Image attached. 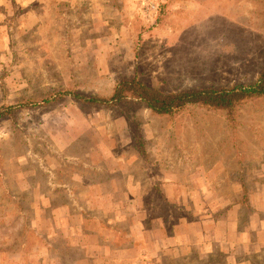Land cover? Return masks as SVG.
Wrapping results in <instances>:
<instances>
[{
	"label": "rangeland",
	"instance_id": "rangeland-1",
	"mask_svg": "<svg viewBox=\"0 0 264 264\" xmlns=\"http://www.w3.org/2000/svg\"><path fill=\"white\" fill-rule=\"evenodd\" d=\"M263 64L264 0H0V264H223L133 245L155 252L196 202L247 195L232 185L264 164V96L233 122L91 99L133 76L167 92L246 85Z\"/></svg>",
	"mask_w": 264,
	"mask_h": 264
},
{
	"label": "crops",
	"instance_id": "crops-1",
	"mask_svg": "<svg viewBox=\"0 0 264 264\" xmlns=\"http://www.w3.org/2000/svg\"><path fill=\"white\" fill-rule=\"evenodd\" d=\"M258 168L252 174H249L252 175L251 184L247 183L249 181L247 179L233 182L232 187L235 190L246 191L247 195L243 198L222 199L221 203L218 201L210 210L204 204L199 208L196 202L197 210L194 212V217L190 219L185 216L179 218L177 224L172 228L173 232L170 234L162 229L165 236L164 239H157L155 252L153 249L149 252V247L142 249L143 246L135 245L136 241L133 246L138 251L141 252L142 250V253H147L148 261H156L154 257L160 250L158 245H161L164 253H173L175 250L179 251L180 249L181 253L183 252L186 255L193 250L197 256H219L222 258L223 264H264V164H261ZM198 169L199 172H202L201 170L204 168L199 166ZM214 170L215 167L208 172ZM205 176L207 175H203V177ZM105 182L102 181V183ZM201 183L197 184L196 189H207L209 187L208 182ZM96 185L89 180L85 186L91 189L92 187H98ZM169 185L174 190L185 188L183 183L170 181ZM166 195L169 203H172L174 198H170L169 194ZM187 206L185 207L186 210L188 209ZM102 210L107 212L105 216H108L109 211H112L111 208L107 207ZM89 220L92 221V219ZM109 220L112 219L107 221ZM158 220L151 219V221ZM161 228H165V226ZM89 229L85 231L86 236L99 235L91 228ZM102 229H106V227H102ZM100 231L105 234L103 230ZM151 231L148 232L154 237L156 232ZM118 235L120 233L116 232L115 236L118 237ZM114 250L124 251L120 248Z\"/></svg>",
	"mask_w": 264,
	"mask_h": 264
},
{
	"label": "trees",
	"instance_id": "trees-1",
	"mask_svg": "<svg viewBox=\"0 0 264 264\" xmlns=\"http://www.w3.org/2000/svg\"><path fill=\"white\" fill-rule=\"evenodd\" d=\"M263 96L264 64L259 71L257 79L253 83L246 85L234 84L232 86L167 92L151 87L137 76H133L117 82L110 96L94 97L91 101L116 105L126 100H132L141 103L152 114L167 117H174L192 108H204L211 111H223L226 119L233 122L241 105L249 100ZM135 144L138 152L145 155L142 139Z\"/></svg>",
	"mask_w": 264,
	"mask_h": 264
}]
</instances>
